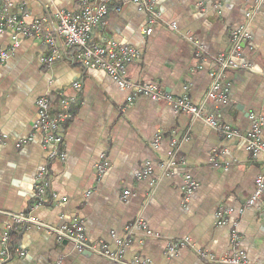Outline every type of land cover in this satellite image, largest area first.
I'll list each match as a JSON object with an SVG mask.
<instances>
[{"label":"crops","instance_id":"1","mask_svg":"<svg viewBox=\"0 0 264 264\" xmlns=\"http://www.w3.org/2000/svg\"><path fill=\"white\" fill-rule=\"evenodd\" d=\"M11 2L14 11L26 14L28 24L48 13L80 8L79 0ZM156 7L160 24L147 36V12L129 0H116L92 42L107 37L137 48L142 57L127 68L129 79L154 83L175 97L187 94L206 113L247 134L249 116L264 113V9L259 0H156ZM243 26L252 40L245 57L237 61L240 68L225 74L224 81L230 84L228 102L206 101L210 73L218 69L215 59L229 52L232 30ZM187 34L204 47L203 59L195 56L194 47L185 40ZM0 49L11 53L0 64V132L5 137L0 145V250L1 236L11 224L7 213L29 211L35 202L38 171L48 165L46 202L36 211L45 223L62 226L80 218L89 243L103 241L112 250L117 239L130 233L127 260L212 264L198 252L231 253V228L238 222L239 249L250 264H264V209L247 207L264 154L254 159L244 138H224L203 120L177 114L164 102L138 96L130 104L131 94L121 91L103 71L84 70L68 60L44 65L41 58L49 51L37 40L20 38L14 48L11 34L4 33ZM76 82L82 84L80 92L74 89ZM60 93L75 101L73 119L65 125V161L49 160L42 134L33 131L38 99L48 95L55 112ZM32 134L31 143L17 147ZM158 134L162 140L154 150L151 145ZM173 150L177 152L175 174L166 177L161 165ZM103 153L109 167L99 176L96 164ZM148 163L159 177L155 185L136 178ZM185 175L199 185L190 197L183 191ZM125 191L130 192L128 198ZM88 192H92L89 197ZM224 210L230 212L228 224L219 225L217 214ZM138 217L154 237L147 238L134 226ZM14 231L18 235L13 250L25 255H15L6 264H106L101 257L80 253L71 243L59 242L35 227ZM186 238L190 246L173 253L168 250Z\"/></svg>","mask_w":264,"mask_h":264},{"label":"built area","instance_id":"2","mask_svg":"<svg viewBox=\"0 0 264 264\" xmlns=\"http://www.w3.org/2000/svg\"><path fill=\"white\" fill-rule=\"evenodd\" d=\"M116 0H79V10L66 11L58 10L54 14L48 13L36 19L32 23L26 22V14L14 11L11 0H0V34L10 33L14 41V48L19 46V39H33L39 41L48 49V54L42 56L41 62L47 66L68 60L77 64L84 70H99L107 73L117 84L121 91L131 94L129 103L138 96L149 98L153 101L164 102L177 114L190 115L195 120H203L206 125L227 139L244 138L247 141V149L254 159H258L264 154V113L251 114V129L247 134L241 133L238 129L228 124L222 123L216 116L206 113L202 106L195 105L186 95L175 97L147 81L134 82L127 76V68L139 61L142 53L135 47L120 44L112 38L103 37L100 42H92L94 33L101 29L110 11V5ZM138 9L147 12L148 26L144 29V34L151 35L160 24V15L157 11L156 0H129ZM259 4L264 9V0H259ZM195 49V56L203 59L204 47L200 41L191 34L185 35ZM252 35L248 28L243 26L234 29L230 35V50L226 54L219 55L215 61L218 69L210 73V86L205 95L206 101L214 103L228 102L230 96V84L224 81L226 72L240 68L237 61L243 59L246 49L249 47ZM11 53L0 49V64L8 61ZM81 82L74 84V89L81 90ZM187 90V89H186ZM74 99L67 98L60 93L56 101V110L52 111V101L48 95L41 96L37 101L38 118L33 124V131L42 134L43 147L46 149L49 160L65 161L66 154L62 149L65 125L73 119L72 108ZM162 135L158 134L152 143L154 150L158 149ZM33 141V134L19 141L17 147L22 148ZM5 142L4 135L0 132V145ZM177 152L173 150L169 154V159L161 167L163 176L172 177L177 166ZM216 163L215 157L212 163ZM109 167L106 154H101L99 162L96 164L98 175L102 176ZM50 169L48 165H43L36 177L35 202L28 212L18 214L7 213L11 219V224L6 227L1 236L0 264H6L14 259L15 255L23 257L24 252L11 248V235L15 229L20 227H35L53 235L59 242L71 243L80 252H90L106 261V264H150L146 259H125V249L131 243L129 234L126 237L117 239L115 250L103 241L96 244L89 243L85 233V222L80 218H74L70 223L62 226H53L40 220L36 216V211L41 209L46 202V196L50 186ZM139 181L148 180L151 185H155L159 179L154 175L153 167L150 163L136 174ZM255 191L247 203V207H259L264 209V166L261 174L255 181ZM198 183L190 176L185 175L183 180V191L186 197H190L197 189ZM92 192H88L89 197ZM130 196L129 191L124 192V198ZM57 198L56 195H53ZM228 210L218 212L219 225H227ZM136 228L144 231L147 238L154 237L145 220L138 217L134 223ZM130 232V231H129ZM115 237V235H114ZM191 245L190 239L186 238L168 248L170 252H176ZM240 234L238 222L233 223L230 235L231 253L216 256L210 255L207 251L200 250L198 255L208 260L212 264H250L247 255L239 249Z\"/></svg>","mask_w":264,"mask_h":264},{"label":"trees","instance_id":"3","mask_svg":"<svg viewBox=\"0 0 264 264\" xmlns=\"http://www.w3.org/2000/svg\"><path fill=\"white\" fill-rule=\"evenodd\" d=\"M17 235L18 233L16 231H14L11 235V248H13V246L16 244V241H17Z\"/></svg>","mask_w":264,"mask_h":264},{"label":"water","instance_id":"4","mask_svg":"<svg viewBox=\"0 0 264 264\" xmlns=\"http://www.w3.org/2000/svg\"><path fill=\"white\" fill-rule=\"evenodd\" d=\"M89 253V252H88Z\"/></svg>","mask_w":264,"mask_h":264}]
</instances>
